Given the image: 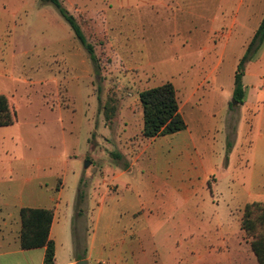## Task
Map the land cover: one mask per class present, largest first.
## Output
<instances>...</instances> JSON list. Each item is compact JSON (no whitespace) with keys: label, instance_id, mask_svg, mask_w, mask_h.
<instances>
[{"label":"rangeland","instance_id":"374dc122","mask_svg":"<svg viewBox=\"0 0 264 264\" xmlns=\"http://www.w3.org/2000/svg\"><path fill=\"white\" fill-rule=\"evenodd\" d=\"M74 1L88 15L80 10L75 14L66 2L64 7L92 45L94 64L51 4L0 0V94L17 113L16 124L0 128V206L27 203L32 197L39 205L56 208L57 225L68 222L69 212L73 220L82 210L72 222L79 242L95 230V245L110 239L117 249L129 241L126 236L138 234L143 264H258L250 238L239 227L220 253L204 255L201 208L185 206L176 197L169 201L175 209L169 215L138 204L135 197L148 191L142 183L152 177L181 184L192 171L174 150L179 141L163 140L145 148L150 140L139 135L138 94L165 82L179 89V83L188 80L189 90L195 87L194 99H213V107H220L221 91L232 84L233 70L244 54V34L229 25L234 5L230 1L222 9V22H212L210 14L219 9L205 8L199 0L161 7L143 0ZM201 11L207 12L204 18ZM186 49L189 53L183 55ZM255 60L248 64L253 77L247 109H236L237 138L221 132L219 117L207 119L210 133L197 135L207 147L197 154L203 164L217 166L212 176L218 183L225 175H245L262 109L264 114V53ZM233 104L231 98L230 108ZM125 168L123 178L129 185L123 187ZM58 178L62 182L56 193ZM206 184L216 205L215 186L209 178ZM205 192L207 186L192 203L197 205ZM134 210L141 212L139 218L130 215ZM181 213L192 216L182 222ZM216 214L221 215L219 210Z\"/></svg>","mask_w":264,"mask_h":264},{"label":"crops","instance_id":"0c3cea01","mask_svg":"<svg viewBox=\"0 0 264 264\" xmlns=\"http://www.w3.org/2000/svg\"><path fill=\"white\" fill-rule=\"evenodd\" d=\"M145 5H152V7H161L166 3H176L179 0H143ZM186 2L192 0H184ZM196 1V0H194ZM202 6L205 8H218L219 11L211 13L212 22H222V9L228 8V4L234 5V8L230 14L229 25L231 30L237 26V33L239 35L244 34V43L242 44V51L248 48L257 28L259 27L264 17V0H199ZM74 9L75 14H81L83 11L86 15L87 12L77 6L74 0H63ZM207 12L201 11L200 18H204ZM80 17V16H79ZM206 53H210V50L204 49ZM215 50V48H211ZM189 50L183 51V55L188 54ZM264 53L261 48L256 60H259ZM244 55V54H243ZM242 58V57H241ZM240 58V59H241ZM239 59V60H240ZM206 58L202 61L204 63ZM239 61L236 64L238 65ZM250 64V63H248ZM247 64L244 76L242 77V84L244 87V100L241 104L243 110L247 109V102L249 99V84L248 82L253 77V74L249 73V65ZM230 87L225 91H221L222 103L220 107H213V99L208 101L205 97L194 99L195 87L192 90L189 86L188 80L179 83V89L174 84L176 91V97L178 101L179 114L186 124V129L183 132L171 135V136H159L149 141L145 148L162 142L163 140H169L173 142H181L180 145H176L174 150L180 151L182 159L189 170L188 182L177 183L174 180L168 181L166 178H150L148 183H142L147 189L144 195L135 194L138 200V204H146L147 206L154 207L158 211L169 212V215L174 212V206L169 204V201L174 200L176 197L183 201V205H193L201 208L199 218L202 219L200 223L202 248L204 249V255H210L212 252L220 253L222 244L226 240H230L232 236H236L238 227L240 229V220L242 217L243 209L246 205L258 202L264 203V114L261 110V116L257 119V135L256 140L250 148V159L244 165L246 173L242 178L225 175L224 179L218 183V179H215L214 167L209 163L203 164L197 154V149L203 151L207 148L206 142L198 140V133L208 134L212 131L210 123L207 119H214L213 117H219L218 124L220 125L221 132L225 130L231 136L237 138V128L239 124V115L236 105L230 108V99L232 98L234 74ZM199 87V86H198ZM181 89V90H180ZM264 89V85H263ZM180 90V92L178 91ZM205 99V100H204ZM263 116V117H262ZM191 123V124H190ZM13 126V125H12ZM140 132L142 130V111L140 121ZM11 127V126H8ZM5 128V127H1ZM195 129V133L193 131ZM198 129V132H196ZM197 133V134H196ZM226 134V135H228ZM233 136V137H234ZM145 140V139H143ZM146 141V140H145ZM148 141V140H147ZM199 145V147H198ZM90 148V147H89ZM144 148V149H145ZM183 153V154H182ZM138 158V157H137ZM137 158L132 159L133 163ZM128 168L122 169V186H128L127 180H124V174L127 173ZM222 172V170H221ZM224 174V172L222 173ZM211 175V176H210ZM223 176V175H222ZM221 176V177H222ZM208 178L215 186V194L217 197V203L213 202V189L211 185L206 184ZM61 178L57 181V190L59 192L61 188ZM59 185V186H58ZM203 186L209 188V193H202L200 195L197 205L192 203L193 199H196L197 192L202 189ZM157 194V195H155ZM142 197V199H141ZM142 200V201H141ZM145 200V201H143ZM50 202H54L57 205V201L50 199ZM140 202V203H139ZM137 205V202H134ZM139 206V205H138ZM137 206V207H138ZM210 206L214 207L213 211H210ZM0 264H43L44 260V248H37L31 250H22L20 248L19 234L21 230L20 223V210L23 208L30 209H44L49 210L52 213V223L49 231V240L54 244V264H77L80 261H86L87 264L94 261L96 264H143L145 259L140 257L141 242L138 234L131 233L126 236L129 241L123 240L116 249V242H112L110 239H106L95 245V230L92 235L86 236L84 242H78L76 247L73 243L72 237V212L68 214V222L62 225H57L56 208H48L45 205L37 204L35 198L30 197L27 203L22 201L16 202L12 207L0 206ZM217 210L220 212V216L217 218ZM135 211V210H134ZM213 212L215 216H213ZM141 212L137 210L130 214L133 219H136ZM151 215V210L148 212ZM74 215V213H73ZM146 218H148L147 215ZM192 214L181 213L179 214V220L184 222L190 219ZM139 218V217H138ZM153 218H148L150 221ZM234 221V225H233ZM235 226V228H233ZM89 231V230H88ZM241 231V230H240ZM110 232V229H108ZM134 232V231H133ZM242 232V231H241ZM89 236V237H88ZM137 236V240H130L132 237ZM233 240V239H232ZM222 245V246H221ZM126 248L123 252L122 249ZM144 260H143V259Z\"/></svg>","mask_w":264,"mask_h":264},{"label":"trees","instance_id":"16d2710c","mask_svg":"<svg viewBox=\"0 0 264 264\" xmlns=\"http://www.w3.org/2000/svg\"><path fill=\"white\" fill-rule=\"evenodd\" d=\"M42 5L51 4L72 30L75 38L88 54L91 63L96 57L91 44L83 35L77 21L64 7L63 0H40ZM264 43V17L257 28L247 50L236 67L233 81L232 101L241 105L244 100L242 77L246 66L255 60ZM138 99L142 111L141 138L152 140L159 136H171L186 129V124L179 114L176 91L172 83L165 82L155 88L141 91ZM231 107V105H230ZM108 119L107 116H105ZM17 113L8 98L0 94V128L16 124ZM59 186V185H58ZM75 211V206H74ZM81 216L82 210L75 213ZM21 230L19 234L20 248L31 250L44 248L43 264H54V244L49 240L52 213L44 209L23 208L20 210ZM73 217V223L74 218ZM72 223L73 243L77 247L75 226ZM240 230L250 238L249 247L258 264H264V203L253 202L243 209Z\"/></svg>","mask_w":264,"mask_h":264},{"label":"water","instance_id":"95a60500","mask_svg":"<svg viewBox=\"0 0 264 264\" xmlns=\"http://www.w3.org/2000/svg\"><path fill=\"white\" fill-rule=\"evenodd\" d=\"M233 106H236V103H235V104H233ZM87 165H88V164H86V166H85V167H87ZM77 264H87V262H86V261H80V262H78Z\"/></svg>","mask_w":264,"mask_h":264}]
</instances>
